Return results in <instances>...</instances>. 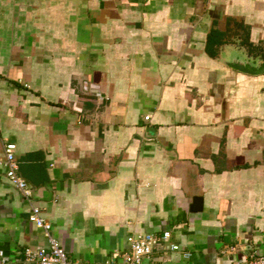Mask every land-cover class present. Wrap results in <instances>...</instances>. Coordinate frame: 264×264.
<instances>
[{"label":"crops","instance_id":"0c3cea01","mask_svg":"<svg viewBox=\"0 0 264 264\" xmlns=\"http://www.w3.org/2000/svg\"><path fill=\"white\" fill-rule=\"evenodd\" d=\"M212 27L250 52L210 56ZM6 142L69 258L164 230L143 264L264 255V0H0V162ZM29 212L0 163V264L47 245Z\"/></svg>","mask_w":264,"mask_h":264},{"label":"built area","instance_id":"2783aa9c","mask_svg":"<svg viewBox=\"0 0 264 264\" xmlns=\"http://www.w3.org/2000/svg\"><path fill=\"white\" fill-rule=\"evenodd\" d=\"M24 86L28 87L27 84ZM90 84H84V90L90 89ZM94 98L103 100L105 97L99 91H94ZM147 119V117H145ZM15 144L6 142L2 147L1 164L5 168V176L8 182L13 185L21 195L30 203V212L28 220L35 224V226L42 228L47 237L46 246H38L36 248L26 247L23 250V260L28 264H143V260L150 255L160 243L169 242L171 233L168 230L162 231L161 234H154L149 232L133 231L128 234L126 241L128 248L121 254L120 262L114 263L112 261L103 262H86L80 259H72L67 256L65 250L60 242L49 234L51 229L50 223L44 220L40 215V208L34 205L31 201V191L18 171V164L15 159ZM171 250H178L179 245L170 243ZM183 257L188 258L190 252L184 251ZM233 264H264V255L251 254L244 257Z\"/></svg>","mask_w":264,"mask_h":264},{"label":"trees","instance_id":"16d2710c","mask_svg":"<svg viewBox=\"0 0 264 264\" xmlns=\"http://www.w3.org/2000/svg\"><path fill=\"white\" fill-rule=\"evenodd\" d=\"M235 28L237 30H245V27L243 23L239 21H234ZM237 32L234 33L232 36L227 35L226 32L220 31L214 27H212L207 35V40H206V46L205 49L207 53L210 56H216L217 55V49L221 44H224L226 42H231L235 41V39L239 38L240 39V45H243L247 47V51L250 52V42L248 41L247 33L244 32V35H240L239 37H236Z\"/></svg>","mask_w":264,"mask_h":264},{"label":"water","instance_id":"95a60500","mask_svg":"<svg viewBox=\"0 0 264 264\" xmlns=\"http://www.w3.org/2000/svg\"><path fill=\"white\" fill-rule=\"evenodd\" d=\"M232 65H233V67H235L236 69H239L241 71L250 72V70H248V69L245 68V66L243 65V63L241 64V63H238V62L233 61L232 62ZM1 254L2 255H6L7 254L6 251H5V248H3V247H1Z\"/></svg>","mask_w":264,"mask_h":264}]
</instances>
